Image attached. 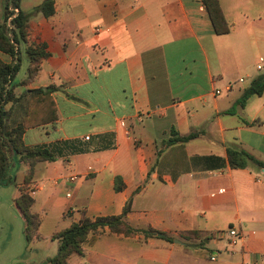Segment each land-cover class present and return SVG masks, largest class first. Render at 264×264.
I'll return each mask as SVG.
<instances>
[{
  "label": "crops",
  "instance_id": "crops-1",
  "mask_svg": "<svg viewBox=\"0 0 264 264\" xmlns=\"http://www.w3.org/2000/svg\"><path fill=\"white\" fill-rule=\"evenodd\" d=\"M43 1L21 0L18 10ZM218 1L233 26L223 36L201 0H54L51 17H30L21 63L28 46H45L49 57L33 81H11L6 123L37 120L36 91L49 88L57 120L25 129L22 140L57 158L37 163L27 182L29 167L13 174L11 166L13 183L0 192L10 191L9 202L20 189L32 195L41 222L29 246L44 252L41 264L56 254L52 235L119 216L128 202L129 226L172 241L104 228L68 264H264V169H231L226 155L238 148L264 163V91L237 104L264 74V0ZM0 61L11 58L0 52ZM191 133L199 135L164 145ZM232 228L242 237L233 250ZM186 232L208 240L190 245L180 237Z\"/></svg>",
  "mask_w": 264,
  "mask_h": 264
},
{
  "label": "trees",
  "instance_id": "trees-1",
  "mask_svg": "<svg viewBox=\"0 0 264 264\" xmlns=\"http://www.w3.org/2000/svg\"><path fill=\"white\" fill-rule=\"evenodd\" d=\"M21 0H4L3 16L0 19V52L11 58L10 63L0 61V186L12 184L14 175L6 183L8 171L11 166L17 167L25 164L29 167L25 182L31 176L32 168L41 162H53L56 154L46 146L27 147L24 145L22 136L27 128L41 126L55 122L58 118L56 106L49 97V88L36 91L38 103H40V117L37 120H25L22 124L9 126L5 107L14 100L11 88V81L15 78L20 69L22 58L20 57L19 46L26 43L29 29V19L34 14H41L44 18H49L54 14V0H45L35 7L30 13H21L18 10ZM202 6L208 16L214 34L223 36L233 30V26L226 20L218 0H201ZM9 9H17L16 17L11 21V28L6 27V20L11 16ZM1 11V6H0ZM23 58L27 62L25 83L31 82L37 76L40 64L49 57L45 51V46H28L24 50ZM45 90V91H44ZM264 91V74L251 82L250 86L244 90L238 100V106H244L247 100L253 96H260ZM30 107V106H28ZM199 133H191L185 136H176L164 142L166 147L187 143L196 138ZM227 162L231 169H243L248 164L253 163L257 167L264 169V163L256 160L244 150L238 148H227ZM115 191L122 190V184L118 179L115 182ZM20 194L15 199L14 204L24 221V240L29 246L35 239H38L37 231L41 218L31 212L34 204L32 195L24 189L19 190ZM130 211L128 202L122 214L114 217L96 218L94 220L83 219L78 223L71 224L67 229L55 233L51 239L57 242L55 256L48 259L44 264H68L72 255H81L84 247L90 239L100 234L104 228L112 233L123 234L124 236L142 235L144 238H162L168 242L172 239L166 237L159 231L151 228L135 229L128 225L125 217ZM180 237L193 246H204L208 240L201 232L181 233Z\"/></svg>",
  "mask_w": 264,
  "mask_h": 264
},
{
  "label": "rangeland",
  "instance_id": "rangeland-1",
  "mask_svg": "<svg viewBox=\"0 0 264 264\" xmlns=\"http://www.w3.org/2000/svg\"><path fill=\"white\" fill-rule=\"evenodd\" d=\"M1 1L3 0H0V3ZM26 63H21L19 72L15 76L16 81L25 76ZM2 191L0 192V264H41L44 252H34L32 246H26L23 234L24 221L14 201H8L11 198L10 191Z\"/></svg>",
  "mask_w": 264,
  "mask_h": 264
},
{
  "label": "built area",
  "instance_id": "built-area-1",
  "mask_svg": "<svg viewBox=\"0 0 264 264\" xmlns=\"http://www.w3.org/2000/svg\"><path fill=\"white\" fill-rule=\"evenodd\" d=\"M9 11L11 12V16H9L8 19L6 20V27L10 29L12 27L11 21L16 17L18 10L17 9H9ZM95 31L99 32V29H96ZM260 69H261V66L257 65V70H260ZM240 82H242L241 79H240ZM215 93H216V95L220 94L219 91H216ZM120 126L125 127V124L123 121L120 122ZM128 135H129V133L126 131V136H128ZM85 139L87 140L88 138H85ZM75 180H76L75 176H72L69 178L70 182H74ZM226 234L228 236V246L231 250H233L238 245V243L240 242V240L242 238L241 234L233 228L226 231ZM210 260L213 261L214 257L210 256Z\"/></svg>",
  "mask_w": 264,
  "mask_h": 264
}]
</instances>
